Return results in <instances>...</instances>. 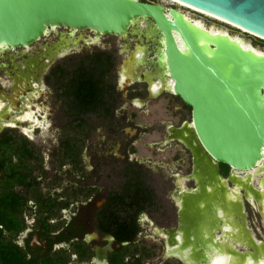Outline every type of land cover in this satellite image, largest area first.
Returning a JSON list of instances; mask_svg holds the SVG:
<instances>
[{"label": "flooded vegetation", "instance_id": "flooded-vegetation-1", "mask_svg": "<svg viewBox=\"0 0 264 264\" xmlns=\"http://www.w3.org/2000/svg\"><path fill=\"white\" fill-rule=\"evenodd\" d=\"M161 3L176 8L182 15L188 14L180 6ZM137 23L134 30L138 36H105L115 38L117 58L102 84L100 103L95 105L91 94L77 99L69 95L74 117L89 123L83 145L77 139L67 140L60 147L57 135L49 134L52 125L47 120L43 76L48 75L57 59L81 46H96L103 36L50 29L46 33L49 45L40 43L22 51L0 49V264H188L171 254L172 249L180 247L176 237L182 220L177 202L188 210V200L181 196L179 182H183L186 193L192 194L198 191L202 180L200 170L194 172L192 152L182 139L188 119L177 124L159 120L153 126L163 135L151 147L163 152L172 150L170 145L174 143L175 148L168 157L173 166L152 164L139 157L136 147L140 135L149 130L131 122L126 114H118L111 102L113 90L114 94H123L138 110L145 107L147 99L167 95L160 91L165 82H170L162 77L165 70L161 68V72L162 65L158 63L162 39L150 35L143 20ZM97 53L114 55L109 49L94 54ZM112 73L117 79L113 88ZM141 73L148 75L146 79ZM56 74L59 77L58 69L49 77ZM185 109L188 108L181 102L174 107L178 112ZM146 172L163 184L161 196L152 190L147 207L143 193L148 185ZM218 173L226 177L229 169L219 165ZM233 187L228 185V189ZM256 203L249 202L259 213ZM262 209L264 214V205ZM244 212L249 227L245 207ZM263 214H259L262 221ZM220 223L219 234L212 233V237H217L215 243L223 240L221 227L226 226ZM144 231L147 238L160 244V256L151 259V252L136 246ZM130 233H134L131 241L114 237H128ZM232 247L236 252H249L251 248L235 242ZM196 253L202 254L201 248ZM217 256H209L208 261H216Z\"/></svg>", "mask_w": 264, "mask_h": 264}, {"label": "water", "instance_id": "water-1", "mask_svg": "<svg viewBox=\"0 0 264 264\" xmlns=\"http://www.w3.org/2000/svg\"><path fill=\"white\" fill-rule=\"evenodd\" d=\"M176 1L219 17L264 41V0ZM143 19L162 39V68L164 77L172 82L173 93H161L178 98L189 109L184 133L189 135L186 142L192 152L194 172L201 158L207 170L232 186L233 171H250L259 162L264 166V54L253 52L252 45L249 50L243 49L229 33L211 35L200 30L172 6L148 0H0V49L34 48L48 38L46 31L51 28L132 38L138 36L134 25ZM142 38L147 42L145 35ZM141 75L145 79L148 76ZM219 165L229 169L226 177L218 173ZM203 174L196 201L206 186L212 185L211 178ZM261 183L264 187V177ZM241 192L244 194V190ZM243 203L251 207L245 197ZM197 236L200 233H192L194 252L200 246ZM189 241L185 236L182 249L188 247ZM249 249L228 254L244 263L253 258ZM203 250L207 248H201V253ZM253 260L257 262L255 256Z\"/></svg>", "mask_w": 264, "mask_h": 264}, {"label": "rangeland", "instance_id": "rangeland-1", "mask_svg": "<svg viewBox=\"0 0 264 264\" xmlns=\"http://www.w3.org/2000/svg\"><path fill=\"white\" fill-rule=\"evenodd\" d=\"M145 1V0H142ZM149 1V0H148ZM155 1L157 3H161L160 0H150ZM166 4V3H163ZM184 11V10H183ZM188 15L192 19L200 20L206 27L208 28H216L227 31L232 36H240L246 39L251 45L258 49V51L264 52V41H261L257 38H254L250 35H245L236 29L226 27L220 23H217L211 19H207L206 17H202L201 15L188 13ZM115 38L113 37H105L103 36L96 46H81L75 51H71L70 55L63 56L62 59H57L49 68L48 75L43 76V81L46 85L47 90L45 91L44 95V102L46 105V109L49 111V117L47 118L48 122L52 125L49 127L51 133L50 135H57L56 139L58 138V144L61 147L63 142L67 140H83L85 139V135L89 130V123L83 120H77L74 117V107H73V100L71 96L66 95L65 90L68 87L67 83L68 80L71 79V73L74 71L76 66L83 61L86 65L91 61L94 57V53L96 51L102 49H109L113 52V58H117L116 54L117 51L113 47L115 44ZM40 43L43 44H50L46 40H42ZM77 51V52H76ZM25 58V57H24ZM116 60V59H115ZM59 67L63 68L66 72V76H64L61 80L58 77V74L55 76L49 77L51 72L56 71ZM106 77V76H105ZM107 78V77H106ZM104 78V82L106 81ZM117 79L114 73L111 74V86L112 88L116 85ZM112 99L111 101L115 104V108L118 114H126L128 119L135 124H139L149 130V132L140 135L139 144L136 145L138 150V155L140 158H143L147 162H151L152 164L164 163L167 164L169 167L173 166L172 161L168 158L172 155L173 149L175 148L174 143L170 146L173 148L172 150H165L163 152L155 150L151 147L152 144L159 142L163 133L159 130L153 128L155 124L159 120L164 121H171L174 124H177L179 121L188 119L189 118V109L183 110V112L174 111V107H176L177 103L180 101L170 95H164L156 100L147 99L145 103V107L142 109H134L127 99L123 97V94H114V90L111 92ZM116 97V101L115 98ZM88 120V117H87ZM37 122H35L36 124ZM131 133V131L129 130ZM53 133V134H52ZM55 139V140H56ZM85 141V140H84ZM61 142V143H60ZM56 144V143H55ZM178 165V164H177ZM183 165V164H182ZM186 169V165L184 166ZM146 180L147 184L146 187L152 188L153 192L156 195H160V190L163 188V184H159V181H156V178H153L151 174L146 172ZM151 187H150V186ZM241 191V190H240ZM169 192V191H168ZM164 198V197H163ZM246 218L248 220V225L250 229L255 233L256 239H259L261 242H264V221H262L261 217L255 212L251 207L246 206ZM155 216L157 217V211L155 210ZM197 214V213H196ZM188 220V214H186ZM207 215H195L194 219L197 227H195L196 233H200L204 236L205 233L204 228L201 224L206 220ZM204 224V223H203ZM203 230V231H202ZM225 230V231H224ZM228 230L227 227L223 228L222 232H226ZM154 234V231H153ZM196 237L197 241L200 244H203L204 240L203 236ZM224 233L222 234V238ZM195 239H193L194 241ZM136 246L144 247L145 250L151 252V256L149 258H156L160 256L162 253L161 246L159 243H154L152 239L147 238L146 232L144 231L143 236L139 237L137 240ZM196 242V241H195ZM205 247V246H204ZM213 257V255H212ZM232 263V262H230Z\"/></svg>", "mask_w": 264, "mask_h": 264}, {"label": "bare ground", "instance_id": "bare-ground-1", "mask_svg": "<svg viewBox=\"0 0 264 264\" xmlns=\"http://www.w3.org/2000/svg\"><path fill=\"white\" fill-rule=\"evenodd\" d=\"M160 1L170 2L172 4H175L177 6L184 8L185 10H187L188 13H194V14L201 15L202 17H206L207 19H211L217 23L225 25L226 27L236 29L237 31H240L241 33L245 35L248 34L254 38H258L256 35L251 34L219 17H216L211 14L205 13L203 11L197 10L183 3H180L176 0H160ZM183 16L185 20H187V22L192 23L195 27L199 28L200 30H207L209 34L211 35L219 34L222 36H226L228 34V32L225 30L216 29V28H208L200 20H194L188 14H184ZM139 21L140 20H138L137 22ZM143 22H145L147 26L150 28L149 29L150 35L159 37L158 32L155 30L154 27L151 26L150 22L144 19H143ZM137 25L138 23L134 26H137ZM51 29H56V28H51ZM47 32L48 30L46 31V33ZM94 34L98 36H103L97 33H94ZM230 36L232 40L238 42V44H240V46L243 49L245 50L251 49V43H249L248 41L245 42L242 37L232 36V35ZM117 37L124 38L125 36H117ZM259 39L263 40V38H260V37ZM178 40L179 39H177L178 45L180 49L183 51L184 50L183 44ZM252 50L256 54H264V52L258 51V49L256 48ZM158 54H159V57H158L159 66L161 64L163 67L164 65L163 51L158 52ZM162 67L160 66L161 72L164 70V68L163 70L161 69ZM162 77L165 78L163 72H162ZM166 79L168 78H165V80ZM152 90L158 92V89H155V86H152ZM163 90L168 93H173L172 82L171 81L165 82ZM186 128H188V125L185 126V129ZM188 136L189 135L187 132L185 139L184 137H182L184 141L183 143H185L186 146H187L186 138ZM199 160H200V163L197 169L200 170L199 172L202 174V178L204 175L203 173H206L207 177L211 178L212 185H209L208 188H205V191L203 193V196H201V199L199 201H196L195 199L196 195L200 193L199 189L198 191L192 194L186 193V191L184 190L185 188L183 186V182L182 181L179 182L178 186L179 188H181L180 189L181 196L183 197V199L188 200V210L186 207L183 206V204L180 201L177 202L178 206L180 207V218L182 220L181 230L179 231V233H177V237H176L177 246H180V247L178 249H172L171 254L173 253L177 255L179 258L186 261L188 264H200L202 260H204L203 262L207 260L206 264H219L221 258L223 257H227L228 264H264V244L256 239L254 234L251 232V230L247 226V223L245 220L244 205H243L244 197L246 198V200H248V202H250L253 205H255L254 201L256 200L257 210L260 215L263 214L262 207L264 205V187L261 181H262V178L264 177V166L262 165V162L261 163L259 162L257 164V167L250 171H245L242 173L233 171L231 174L230 181L232 182V185H234V187L228 189L227 181L219 180L216 174L213 173V171L206 169L207 167L206 162L202 160L201 158ZM239 175L240 176L243 175V177H240ZM198 179L200 178L198 177ZM240 190H244V196L240 192ZM196 213L198 215H201V214L207 215V217H206V220L203 222L204 224L203 223L201 224V226L204 228V231H205V233H203L204 236L200 234L201 236H203L204 240L202 241H204V243L200 244V246L195 248V252H194L192 251V248H194L195 240L193 241L194 237H192V233L195 232L194 231L195 227L198 226V224H196L195 219H194L195 215H197ZM186 214H188V218H190V220L188 219L189 221L187 220ZM188 222L190 224L189 227H188ZM220 222L225 224V226L229 230H227L226 232H222L224 233V236H223L224 238L221 242L215 243L213 241H215L217 237L216 236L212 237V233L218 230V228L221 225ZM221 229L223 230L222 227ZM185 236L187 237L189 236L190 243L188 247L182 249V247L184 246L183 244L185 242ZM233 242L243 247L244 246H247V248L251 247L252 252H253L252 254L253 258L255 256L257 258V262H254L253 258H250V257L247 258V260H245L244 263L243 262L241 263L239 259L238 261H236L235 255L231 254L232 255L231 256L228 254L229 251L230 252L235 251L234 248L232 247ZM199 248H207V250L203 251L202 253V255L203 254H206V255H203L201 257V254H200L199 258L195 260L193 256L198 255L196 252L199 250ZM237 253L239 252L237 251ZM216 254L218 255L217 258L214 257L216 258L215 259L216 261L214 262L208 261L209 256H211V259H212V255H216Z\"/></svg>", "mask_w": 264, "mask_h": 264}, {"label": "trees", "instance_id": "trees-1", "mask_svg": "<svg viewBox=\"0 0 264 264\" xmlns=\"http://www.w3.org/2000/svg\"><path fill=\"white\" fill-rule=\"evenodd\" d=\"M114 65V58L112 54L97 53L94 55L93 59L89 61L88 64H84L83 61L80 62L74 71L71 73L72 77L68 80V92L67 95H74L77 98H80L85 93L94 95L95 105L100 103V98L102 95L103 89L102 84L104 83V78L107 75ZM59 79L61 80L66 76V72L63 68H58ZM85 106V101L80 102V107L83 110ZM226 167V166H225ZM227 168V167H226ZM145 196V207L149 204V201L152 200L153 192L148 187L144 188ZM136 194V192H135ZM115 238L118 240L131 241L134 237V233H130L128 237L120 238L119 235L115 234Z\"/></svg>", "mask_w": 264, "mask_h": 264}, {"label": "clouds", "instance_id": "clouds-1", "mask_svg": "<svg viewBox=\"0 0 264 264\" xmlns=\"http://www.w3.org/2000/svg\"><path fill=\"white\" fill-rule=\"evenodd\" d=\"M219 264H228L227 257L221 258Z\"/></svg>", "mask_w": 264, "mask_h": 264}]
</instances>
